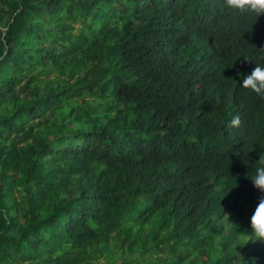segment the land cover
I'll use <instances>...</instances> for the list:
<instances>
[{"label":"trees","instance_id":"16d2710c","mask_svg":"<svg viewBox=\"0 0 264 264\" xmlns=\"http://www.w3.org/2000/svg\"><path fill=\"white\" fill-rule=\"evenodd\" d=\"M257 63L221 0H0V264H264Z\"/></svg>","mask_w":264,"mask_h":264},{"label":"clouds","instance_id":"9594fccd","mask_svg":"<svg viewBox=\"0 0 264 264\" xmlns=\"http://www.w3.org/2000/svg\"><path fill=\"white\" fill-rule=\"evenodd\" d=\"M223 8L232 15L261 17L264 16V0H221ZM241 86L264 98V64L257 63L250 74L244 76ZM239 117H234L231 125H239ZM255 173L250 179L253 186L264 194V152L256 161ZM250 241L264 242V195L258 199L257 207L251 216Z\"/></svg>","mask_w":264,"mask_h":264}]
</instances>
